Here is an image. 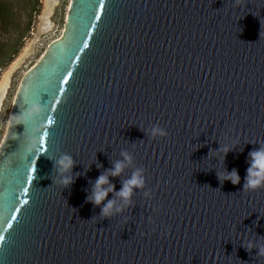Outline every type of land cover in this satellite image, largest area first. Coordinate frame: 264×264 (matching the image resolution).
I'll list each match as a JSON object with an SVG mask.
<instances>
[{"label":"water","instance_id":"95a60500","mask_svg":"<svg viewBox=\"0 0 264 264\" xmlns=\"http://www.w3.org/2000/svg\"><path fill=\"white\" fill-rule=\"evenodd\" d=\"M34 104L0 145V264H264V188H243L264 145V0H71L9 117ZM122 152L104 216L88 196Z\"/></svg>","mask_w":264,"mask_h":264},{"label":"rangeland","instance_id":"374dc122","mask_svg":"<svg viewBox=\"0 0 264 264\" xmlns=\"http://www.w3.org/2000/svg\"><path fill=\"white\" fill-rule=\"evenodd\" d=\"M5 1L14 15L10 20L0 19L3 51L0 53V81L15 65L1 100L0 124L9 119L15 94L26 72L37 64L51 42L63 36L71 0H36V5L34 0Z\"/></svg>","mask_w":264,"mask_h":264},{"label":"clouds","instance_id":"9594fccd","mask_svg":"<svg viewBox=\"0 0 264 264\" xmlns=\"http://www.w3.org/2000/svg\"><path fill=\"white\" fill-rule=\"evenodd\" d=\"M40 111L38 105H32L26 109L20 115L10 116L9 119L0 124V145H2L8 138L9 131L13 125L23 124L27 120L31 119L34 113ZM150 137H164L167 135L166 129L153 125L149 130ZM229 149L224 148L223 151L227 153ZM123 159L114 162L111 169H107L104 173L97 176L92 187L91 194L88 196V200L95 205H101V213L104 216H109L114 210L115 201L112 199H107L108 193L114 191V186L109 182V176H118L123 169L132 163V157L127 152L121 153ZM248 167L246 169V175L244 177L243 188L248 191H256L260 188H264V145L251 150L248 152L247 161ZM57 171L61 174L68 173L71 171L74 165L73 158L68 154H62L59 159L55 161ZM99 167V165H97ZM143 169L136 168L131 177L123 181L119 190L115 192L124 204L130 202V197L134 189H139L144 186L145 180L143 176ZM222 180L230 181L233 185L240 182V176L236 169L225 170L224 173L220 174ZM72 182V177L70 175H62L61 183L68 185ZM105 185L107 187H105ZM147 194V193H146ZM121 209L119 206L115 207V211L119 212ZM254 247L251 241L248 242L245 247L246 250H251ZM257 255L264 256V245L256 247Z\"/></svg>","mask_w":264,"mask_h":264},{"label":"trees","instance_id":"16d2710c","mask_svg":"<svg viewBox=\"0 0 264 264\" xmlns=\"http://www.w3.org/2000/svg\"><path fill=\"white\" fill-rule=\"evenodd\" d=\"M36 3H37V1L34 0L33 4L36 5ZM12 15H14V13H13V10L8 7V3L5 0H0V19L5 18V20H7V18H9V20H10ZM1 50H2V48H0V53L3 52Z\"/></svg>","mask_w":264,"mask_h":264},{"label":"bare ground","instance_id":"6f19581e","mask_svg":"<svg viewBox=\"0 0 264 264\" xmlns=\"http://www.w3.org/2000/svg\"><path fill=\"white\" fill-rule=\"evenodd\" d=\"M14 65H12L11 68L3 74V77H2V79L0 81V104H1L2 97L4 95V90H5L6 86H7L9 78H10L11 70L14 67Z\"/></svg>","mask_w":264,"mask_h":264},{"label":"snow or ice","instance_id":"6c2138e0","mask_svg":"<svg viewBox=\"0 0 264 264\" xmlns=\"http://www.w3.org/2000/svg\"><path fill=\"white\" fill-rule=\"evenodd\" d=\"M0 239H3V237H0Z\"/></svg>","mask_w":264,"mask_h":264}]
</instances>
